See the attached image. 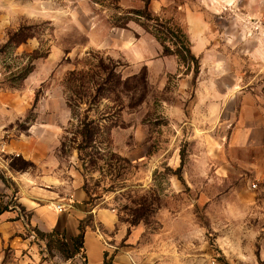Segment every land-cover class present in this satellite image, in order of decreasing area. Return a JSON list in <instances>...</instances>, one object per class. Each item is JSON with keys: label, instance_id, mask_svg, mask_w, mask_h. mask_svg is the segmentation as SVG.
I'll return each mask as SVG.
<instances>
[{"label": "rangeland", "instance_id": "rangeland-1", "mask_svg": "<svg viewBox=\"0 0 264 264\" xmlns=\"http://www.w3.org/2000/svg\"><path fill=\"white\" fill-rule=\"evenodd\" d=\"M134 1L0 0V147L31 152L0 164V264H89L85 245L68 260L49 250L19 201L73 205L78 194L85 231L106 262L120 255L126 264H264V166L259 174L250 167L264 151L227 142L238 110L229 91H248L264 108V0H169L154 13L187 37L199 66L194 80L192 65L163 55L135 22L111 26ZM166 44L178 45L170 34ZM99 59L129 79V92L75 107L74 118L99 125L81 152L92 155L89 164L73 149L77 122L63 79ZM100 212L112 216L110 226Z\"/></svg>", "mask_w": 264, "mask_h": 264}, {"label": "trees", "instance_id": "trees-1", "mask_svg": "<svg viewBox=\"0 0 264 264\" xmlns=\"http://www.w3.org/2000/svg\"><path fill=\"white\" fill-rule=\"evenodd\" d=\"M114 2L115 0H110ZM151 0H142V9H129L124 11V16H114L110 22L114 28L126 29L128 22L133 21L141 26L147 33L151 34L153 38L161 45L163 55H175L179 62L186 65L188 68L190 65L193 67V80L197 77L199 72L198 60L190 51L189 41L185 34L179 28L166 27L164 23L158 24V18L149 10V4ZM150 21H155V26L149 25ZM161 27H165L164 30ZM172 35L177 44L174 46V50L167 44L168 36ZM113 64V63H112ZM113 66H111L110 59L107 62L99 59L94 65L82 68L80 70L68 71L63 79V87L65 92V103L71 111V118L76 119L77 125L74 132V138H78L79 142L75 145L78 152V158L83 160L84 157H89V164H94V159L89 153H83L82 151L90 148L94 144L95 137L99 131L98 123L89 118L86 114L82 117L74 118L75 107L84 103H98L102 99H109L119 101V96L127 97L129 92V79L121 80L119 77L113 75ZM27 71L25 72V74ZM24 74V75H25ZM141 80H145L141 77ZM65 143H61V152L64 151ZM18 157V156H17ZM19 163H26L28 161L22 159H16ZM11 169L14 166L11 165ZM4 184H7V180L2 178ZM6 186V185H5ZM22 209V207H21ZM6 209L0 207V214ZM141 218V217H140ZM83 220L79 221L77 227V234L70 237V245L63 239L61 233L56 230H52L48 233L41 232L35 227V233L43 240H46V245L49 250L54 249L59 252L64 260L72 259L84 249V235L86 224H83ZM137 220H135L136 222ZM133 222V223H135ZM102 264H111L104 260Z\"/></svg>", "mask_w": 264, "mask_h": 264}, {"label": "crops", "instance_id": "crops-1", "mask_svg": "<svg viewBox=\"0 0 264 264\" xmlns=\"http://www.w3.org/2000/svg\"><path fill=\"white\" fill-rule=\"evenodd\" d=\"M134 3L135 6H130L131 8L128 9L143 8L142 0H135ZM168 3L169 0H151L149 10L153 14L157 13L161 7L166 6ZM95 46H98V44H95ZM228 94L236 96L238 101L237 116L233 119L227 141L229 146L233 150H241L242 152L243 150L246 152L253 150L254 152H257L255 153L256 155H260V153L264 151V108H262L257 97L253 96L248 91H243V89L241 91L238 90L237 92L232 90L229 91ZM5 148L10 155H17L18 157L24 156L25 159L26 157H31V152L25 150V148L22 147V144H7V146L5 145ZM19 154L23 156H20ZM240 155H242V153ZM258 157L253 158L255 160L250 164V167L255 174L261 173L262 171L258 169L264 166V163L261 162L264 160V157H259V159ZM234 158L238 157L234 156ZM256 158L258 160H256ZM240 159L248 162L249 155L242 156ZM1 186L2 183L0 181V188ZM78 196V200L73 202V205L71 204L70 206L67 201L44 205L39 204L37 206L29 205L33 202L26 198L21 197L19 201L21 205L26 207L31 213L30 222L33 226L37 227V229L43 232H50L52 230L65 231L70 237H72L78 232L77 227L79 221L85 218L88 213L86 208L80 203V201L84 200L83 195L78 194ZM56 204H61L64 207L61 212L55 210L54 205ZM98 215L105 226H110L112 224L113 219L108 212H100ZM84 245L87 251L89 264H102L103 249L92 232H85ZM90 252L93 256L92 258L90 257ZM111 264H126V260L123 256L117 255L113 257Z\"/></svg>", "mask_w": 264, "mask_h": 264}, {"label": "built area", "instance_id": "built-area-1", "mask_svg": "<svg viewBox=\"0 0 264 264\" xmlns=\"http://www.w3.org/2000/svg\"><path fill=\"white\" fill-rule=\"evenodd\" d=\"M5 155H8V153L6 151L5 145L3 144V146L0 147V164H3V165L5 164V158H4ZM15 156H17V155H15ZM4 168L6 169V167H4ZM253 187H255V185H253ZM70 203H71V200H69V203H68L69 206H70ZM54 206H55V210L57 212H61L64 208L61 204H56Z\"/></svg>", "mask_w": 264, "mask_h": 264}]
</instances>
